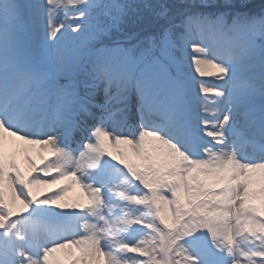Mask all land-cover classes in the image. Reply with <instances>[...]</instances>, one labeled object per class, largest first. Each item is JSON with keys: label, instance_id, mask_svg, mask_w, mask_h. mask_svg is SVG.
<instances>
[{"label": "snow or ice", "instance_id": "6c2138e0", "mask_svg": "<svg viewBox=\"0 0 264 264\" xmlns=\"http://www.w3.org/2000/svg\"><path fill=\"white\" fill-rule=\"evenodd\" d=\"M257 30L250 0H0V264H264Z\"/></svg>", "mask_w": 264, "mask_h": 264}, {"label": "rangeland", "instance_id": "374dc122", "mask_svg": "<svg viewBox=\"0 0 264 264\" xmlns=\"http://www.w3.org/2000/svg\"><path fill=\"white\" fill-rule=\"evenodd\" d=\"M250 2L253 4V8L258 7L259 11L261 9V6L264 5V0H250ZM60 19L63 20V17L61 16ZM67 22L68 21H65V23H67ZM255 41L259 42V44L264 42V37H261L259 30H257V32H256ZM201 79L206 80L209 85L220 83L219 81L216 80L215 76L202 77ZM44 155L48 156L49 154L47 152H45ZM37 163L38 164L41 163L39 157H37ZM24 168H25V171L28 170L27 165H24ZM33 175H36V173H33ZM40 175H42V173ZM55 187H59V186H55ZM53 190H54L53 188H41L40 191L38 192V195L40 198H43L44 195H51L53 193ZM81 196H82L81 189L79 188V186H75L67 192V194L65 196V200H66V202L72 203V202H75Z\"/></svg>", "mask_w": 264, "mask_h": 264}]
</instances>
